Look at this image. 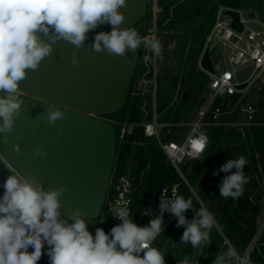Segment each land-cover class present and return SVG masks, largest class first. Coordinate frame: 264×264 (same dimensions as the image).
Listing matches in <instances>:
<instances>
[{"label":"clouds","instance_id":"1","mask_svg":"<svg viewBox=\"0 0 264 264\" xmlns=\"http://www.w3.org/2000/svg\"><path fill=\"white\" fill-rule=\"evenodd\" d=\"M126 6L127 0H0V134H5V142L21 114L20 83L29 70H38L52 55L57 42L82 48L90 31L109 24L111 31L95 35L92 46L95 52L107 51L111 56L123 57L143 45L146 52L150 50L154 56L161 55L158 40L141 36L135 27H121L125 20L121 9ZM143 61L149 63L147 54ZM71 63L78 66L76 54ZM63 115L59 110L49 111L47 122L55 124ZM190 143L192 149L200 152L207 139L193 138ZM14 151L19 154V147H14ZM35 154L46 155L40 148ZM248 163L241 155L220 166L219 171L226 175L219 185V196L238 199L244 194L245 185L249 183L244 172ZM3 188L0 264H37L45 245L50 264H165V256L151 246L161 233L164 211L177 219V228L184 227L181 244H190L199 255H206L203 249L211 243L213 214L205 207L196 209L191 197L173 195L169 199L166 190H162L160 214L147 225L138 226L130 210L121 207L115 218L122 223L107 233L95 227L93 235L79 209L71 212L70 220L63 217L59 198L67 191L66 186L45 190L35 175H10ZM189 209L195 213L191 221L185 215ZM30 247L31 252L28 251ZM234 258L239 259L238 254L230 247L223 254L218 253L213 264H232Z\"/></svg>","mask_w":264,"mask_h":264},{"label":"trees","instance_id":"2","mask_svg":"<svg viewBox=\"0 0 264 264\" xmlns=\"http://www.w3.org/2000/svg\"><path fill=\"white\" fill-rule=\"evenodd\" d=\"M253 0H158L159 10L156 16L157 28L160 35L168 39H177L179 54L185 61L191 63L196 72L189 81L191 87L183 94V102L188 100L192 88L203 89L210 80L207 71L199 67V59L204 49L206 35L216 21V14L220 7L244 9ZM153 0H149L148 14L142 24L141 36H145L153 25ZM264 19V13L261 15ZM198 21V22H197ZM197 24L193 26V23ZM165 33V34H164ZM152 63V60H151ZM147 67L142 62V48L140 58L131 82V87L126 103L119 110L106 114L105 117L114 120L117 133V155L114 166V176L126 174L131 169L134 182L140 184L132 197V212L134 222L140 226V216L144 210L149 209L153 219L158 214L157 196L166 186L178 184L182 197L193 200L194 207L207 208L214 216L215 223L211 229L210 244L204 247L206 255H199L197 249L191 245L180 243L184 227H176L177 219L170 215L163 224L161 233L153 241L152 247L157 248L165 256V264H213L216 255L223 254L228 248H234L239 256H248L251 263L264 264V231L260 234L257 244L248 252L247 250L258 233V217L264 207V190L260 180L264 179V86L255 88L244 95L241 92L216 96L206 113V121H215L212 111L220 107L222 111L231 108L238 109V118L242 112L239 102L252 103L258 109L255 123L245 126L244 131L237 126L211 123L208 125L210 143L201 158L187 160L181 164L180 171L169 160L156 136L145 133L144 122L151 121L155 114H161L170 108V97L177 90L181 79L178 72L166 68L157 77L156 99L150 90L138 89V79L144 74L147 79L153 78V68L147 73ZM165 81V97L158 94L162 82ZM155 101V102H154ZM183 109V108H182ZM180 111V109H179ZM177 117L180 113L175 114ZM228 113L222 115L221 121L228 120ZM168 121V120H167ZM175 119L172 122H178ZM132 123L131 128L123 132V123ZM163 140H178L170 135H161ZM245 156L249 161L244 172L249 178L245 185L244 194L238 199L231 197L225 199L219 196V185L226 175L219 171L220 166L229 159ZM217 172V175L213 173ZM190 186H196V193ZM111 193V187L110 191ZM198 195V196H197ZM191 221L195 215L192 209L185 213ZM90 222L88 221V225ZM116 224L115 217L103 211L88 226L94 235L95 227L103 228L110 232ZM141 255H143L141 253ZM238 259H233L232 264H237Z\"/></svg>","mask_w":264,"mask_h":264},{"label":"water","instance_id":"3","mask_svg":"<svg viewBox=\"0 0 264 264\" xmlns=\"http://www.w3.org/2000/svg\"><path fill=\"white\" fill-rule=\"evenodd\" d=\"M148 4L149 0H127L121 27L137 26L141 31ZM226 13L232 17L231 25L242 30L240 11L229 8ZM102 31H111V26L102 24L90 31L82 48L64 41L53 45L52 55L20 83L22 110L7 142L0 134V197L8 176L35 175L45 190L66 186L59 198L62 215L70 220L71 212L79 209L88 226L104 209L117 155L116 127L105 115L126 103L140 58V47L123 57L95 52L94 38ZM73 54L78 66L71 63ZM201 66L215 71L208 49ZM57 110L63 118L49 124L48 112ZM37 148L46 155H36ZM47 248L37 264H50Z\"/></svg>","mask_w":264,"mask_h":264},{"label":"built area","instance_id":"4","mask_svg":"<svg viewBox=\"0 0 264 264\" xmlns=\"http://www.w3.org/2000/svg\"><path fill=\"white\" fill-rule=\"evenodd\" d=\"M155 1V8L153 10V25L149 28L148 32L145 36L156 39L160 42V35L157 28L156 16L158 12V0ZM153 9V4H152ZM229 8L220 7L216 14V21L209 30L206 35V41L204 44V49H208L209 51L212 48L219 47L223 51L226 57L227 68L222 70L221 72L215 73L211 72L213 78L210 80L209 88L213 93V100L216 96H225L232 95L238 92H241L243 89H240L239 86L243 83L248 84L255 78H261L264 80V22L251 18L249 15H246L245 9H237L240 11V21L242 23V30H238L231 25L232 17L226 13ZM246 11V12H245ZM251 23H257L262 27V29H257L251 25ZM142 48V62L143 56H149V63L144 65L147 67V73L151 68H153V64L156 56L149 50L145 51L143 45ZM204 53V52H203ZM202 58V57H201ZM200 58V65H201ZM152 60V63H151ZM252 64L253 71L251 74L245 78L240 79L237 75L239 69L245 64ZM215 66V65H214ZM202 67V66H201ZM203 68V67H202ZM206 70V69H204ZM208 71V70H206ZM210 72V71H209ZM151 79H147L145 74L138 79L136 84V90L141 89L140 82L147 81ZM212 100V102H213ZM211 102V103H212ZM238 106L242 112V117L236 122L238 128L244 131L245 126H249L252 123L257 122L256 114L258 109L252 103L241 102L238 103ZM235 109V108H234ZM233 108L222 111L220 107H217L212 111V115L215 121H206V113L207 111H200V116L198 119H195L190 124L189 132L181 139L178 140H163L161 137V129L163 127L156 118L151 121L144 122L145 133L148 136H156L167 154L169 160L172 162L174 166L178 168L182 177L185 178L184 174L180 170L181 164L185 163L187 160H194L201 158L203 154L206 152L209 143H210V134L208 131V125L211 123L216 124H225L227 125V121H221L222 115L224 113L230 114L234 111ZM112 123H115L114 120L107 118ZM264 122V121H263ZM132 123H123V132L129 127H132ZM205 137L207 139L206 146L203 151L197 152L191 147L190 141L193 138ZM140 181L137 183L134 182L133 175L131 169L128 170L126 174H122L120 176H114V170L110 181V187L107 194V199L105 202L104 210L106 213H109L115 217L116 211L121 207H126L130 210V214L132 212V197L136 189L138 188ZM260 184L264 190V179L260 180ZM191 187V186H190ZM192 188V187H191ZM162 190L167 191L168 198L171 199L173 195L181 196L178 190V184H174L172 187H164ZM162 190L159 192L157 196L158 203V214H160V198ZM263 205H264V197H263ZM151 215V211L149 209L144 210L140 216V226L143 227L146 225L149 216ZM167 211L163 212V224L166 219L170 217ZM64 217V216H63ZM65 218V217H64ZM66 219V218H65ZM116 224L122 223L118 219L115 218ZM162 224V229H163ZM153 245V242H152ZM151 245V246H152ZM238 262L239 264H247L251 263L248 256L242 257L239 256Z\"/></svg>","mask_w":264,"mask_h":264},{"label":"rangeland","instance_id":"5","mask_svg":"<svg viewBox=\"0 0 264 264\" xmlns=\"http://www.w3.org/2000/svg\"><path fill=\"white\" fill-rule=\"evenodd\" d=\"M155 8V1L153 0V10ZM246 11V15H249L251 18L258 19L262 22H264L263 17L261 16L262 13H264V0H253L251 4H249L247 7L244 8ZM198 22V21H197ZM196 23H193V26H195ZM251 25L257 29H262L260 25L257 23H251ZM165 34V33H164ZM160 35V33H159ZM160 45H161V55L159 57L156 56L154 64H153V78L151 80L147 81H141L140 86L143 90H150L154 96H156V88H157V77L162 73L166 71V68H170L173 71H177L179 76H181V79L178 83L177 90H174V94L170 97V108H168L166 111H164L161 114V120L158 119L159 114H155L157 117V120L163 124V128L161 131V135H172V134H178L184 136L189 129L190 124L195 120L198 119L200 116V111H207L210 108L211 102L214 98L213 93L210 91L209 83L210 80L213 78V75L211 72L207 71L210 80L207 83V85L204 86L203 89H195L192 88L190 91V95L188 97V100L184 103L183 102V94L185 91L188 90L189 87H191V83L189 81V78L192 74L196 73L191 63H188L185 61V58L181 57V54H179V45L177 39H168L164 35H160ZM200 56V58L203 55ZM211 58L213 60V63L215 65L216 72H221L222 70L227 68V62L226 57L221 48L215 47L210 50ZM199 67L200 61H199ZM253 71V65L248 63L242 66L239 71L237 72V75L240 79L247 78L251 72ZM260 86H264V80L261 78H255L253 79L248 86H246L242 91L241 94L244 95L246 93L252 92L255 88H259ZM166 87H165V81L162 82L161 87L159 89L158 94L160 97H165L166 93ZM156 98L154 97V100ZM155 102V101H154ZM243 102L241 101V104ZM183 108V109H182ZM180 109V111H179ZM180 113L181 116H176V113ZM238 109H234L233 112H231L228 116V122L227 126H237L235 125L236 122L239 120L238 116ZM179 120L178 122H172L173 120ZM168 120V121H167ZM175 138L173 135L171 136ZM192 192L196 193L197 187L191 186ZM197 194V193H196ZM198 196V195H197ZM259 221V228L258 233L253 238L248 250H251L254 245L257 243V240L260 236V234L264 231V207L258 217ZM247 256V255H246ZM237 264H239L237 260Z\"/></svg>","mask_w":264,"mask_h":264},{"label":"crops","instance_id":"6","mask_svg":"<svg viewBox=\"0 0 264 264\" xmlns=\"http://www.w3.org/2000/svg\"><path fill=\"white\" fill-rule=\"evenodd\" d=\"M158 10H159V7H158ZM199 60H200V59H199ZM202 69H204V68H202ZM205 71H206V70H205ZM154 97H156V96H154ZM155 118L157 119L156 116H155ZM157 121H158V120H157ZM158 122H159V121H158ZM159 123H160V122H159ZM160 124H162V123H160ZM162 125H163V124H162ZM162 128H163V127H162ZM161 131H162V129H161ZM188 132H189V131H188ZM188 132H187V133H188ZM187 133H186V134H187ZM186 134H184V136H185ZM172 135H173L174 137H175V136H180L179 139H181V138L184 137V136H182V135H178V134H172ZM172 135H171V136H172ZM174 140H176V139H174ZM256 244H257V243H256ZM256 244H255V245H256ZM255 245H254V246H255ZM249 251H250V250H249Z\"/></svg>","mask_w":264,"mask_h":264}]
</instances>
